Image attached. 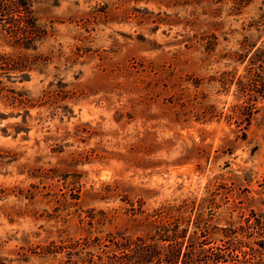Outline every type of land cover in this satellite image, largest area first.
Returning a JSON list of instances; mask_svg holds the SVG:
<instances>
[{"label":"rangeland","instance_id":"obj_1","mask_svg":"<svg viewBox=\"0 0 264 264\" xmlns=\"http://www.w3.org/2000/svg\"><path fill=\"white\" fill-rule=\"evenodd\" d=\"M0 66L2 264H116L169 212L195 252L197 213L207 248L264 211V0H0Z\"/></svg>","mask_w":264,"mask_h":264},{"label":"trees","instance_id":"obj_2","mask_svg":"<svg viewBox=\"0 0 264 264\" xmlns=\"http://www.w3.org/2000/svg\"><path fill=\"white\" fill-rule=\"evenodd\" d=\"M2 89L3 88H0V97L10 98L11 96L6 92H2ZM243 179L245 180L246 177H243ZM202 200H204V198ZM199 204H203V201H200ZM244 215L245 214L241 215L239 222L227 221V223H225L227 225L226 227L218 229L221 235L219 232H216L218 238L209 240L208 244L212 243V245L205 248L202 245L207 243L200 241L196 234L197 231L205 227L204 224L201 226V223L205 222L200 219V214L197 213L196 222H191L196 232L192 233L189 240L193 244L199 243V249L195 252L186 251L181 254L180 248H176L178 245L177 239H184L185 236L183 234L185 229L181 232L178 230L179 221L176 216L169 212L170 218H168L169 216H165L166 220L158 222L152 230L151 240L155 238L156 246L150 243L146 245L144 242L134 244L129 240L131 243L126 242V249H124L125 245L118 247L124 249L121 253H123L126 258L116 262V264H160L163 260L167 264H177L180 255H182L183 258L179 260L180 264H264V211L254 212L250 210L247 216ZM185 223L187 226L189 225L188 221ZM213 234H215L214 231ZM99 239L100 238H93L90 240L88 237L84 238L85 248L91 250V246L101 244V239ZM125 240L126 239H124V241ZM109 241L113 243V245L119 244L118 241ZM159 243H161L162 246H158ZM179 243H181V241ZM172 246H174V248H172ZM161 247H165V249L162 250ZM126 250L127 253L125 254ZM92 255L93 253L87 252L85 256L89 257V261H91L90 258ZM84 261L85 263L89 262H87L86 259H84ZM104 263L115 264V261L109 263L101 262V264ZM0 264H2L1 257Z\"/></svg>","mask_w":264,"mask_h":264}]
</instances>
